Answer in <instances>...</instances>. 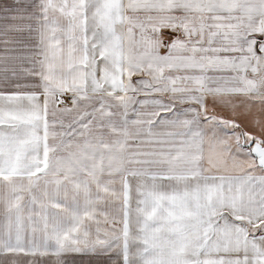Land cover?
I'll use <instances>...</instances> for the list:
<instances>
[{
	"label": "snow or ice",
	"instance_id": "obj_1",
	"mask_svg": "<svg viewBox=\"0 0 264 264\" xmlns=\"http://www.w3.org/2000/svg\"><path fill=\"white\" fill-rule=\"evenodd\" d=\"M0 264H264V0H0Z\"/></svg>",
	"mask_w": 264,
	"mask_h": 264
}]
</instances>
